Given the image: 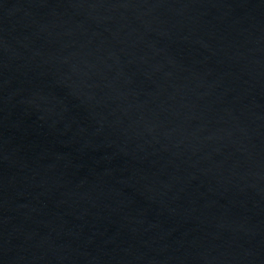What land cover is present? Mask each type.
I'll use <instances>...</instances> for the list:
<instances>
[{
    "label": "water",
    "instance_id": "obj_1",
    "mask_svg": "<svg viewBox=\"0 0 264 264\" xmlns=\"http://www.w3.org/2000/svg\"><path fill=\"white\" fill-rule=\"evenodd\" d=\"M0 264H264V0H0Z\"/></svg>",
    "mask_w": 264,
    "mask_h": 264
}]
</instances>
